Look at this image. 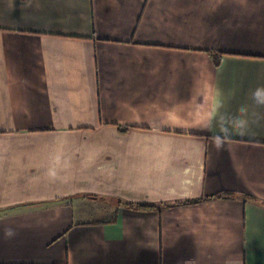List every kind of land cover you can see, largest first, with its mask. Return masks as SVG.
<instances>
[{
    "label": "crops",
    "instance_id": "crops-1",
    "mask_svg": "<svg viewBox=\"0 0 264 264\" xmlns=\"http://www.w3.org/2000/svg\"><path fill=\"white\" fill-rule=\"evenodd\" d=\"M0 264H264V0H0Z\"/></svg>",
    "mask_w": 264,
    "mask_h": 264
},
{
    "label": "trees",
    "instance_id": "trees-1",
    "mask_svg": "<svg viewBox=\"0 0 264 264\" xmlns=\"http://www.w3.org/2000/svg\"><path fill=\"white\" fill-rule=\"evenodd\" d=\"M212 54H213V56H214V62H215V64H216V66H218L219 64H220V61H221V55L219 54V53H216V52H212ZM123 129H126V128H123ZM200 200L198 199H196V200H183V201H177V202H175L174 204H192V203H197V202H199ZM137 207H139V208H144V209H146V208H153V207H155L154 205H144V204H141V205H138ZM116 216H117V214H116V212L114 213V218H112V219H102L101 221L102 222H115L116 221Z\"/></svg>",
    "mask_w": 264,
    "mask_h": 264
},
{
    "label": "rangeland",
    "instance_id": "rangeland-1",
    "mask_svg": "<svg viewBox=\"0 0 264 264\" xmlns=\"http://www.w3.org/2000/svg\"><path fill=\"white\" fill-rule=\"evenodd\" d=\"M84 216H86V214H81V213H78V217H81V218H83Z\"/></svg>",
    "mask_w": 264,
    "mask_h": 264
}]
</instances>
